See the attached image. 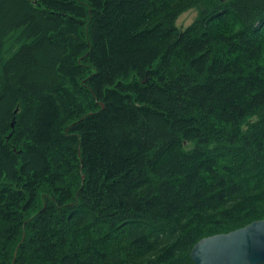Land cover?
<instances>
[{
  "label": "trees",
  "instance_id": "1",
  "mask_svg": "<svg viewBox=\"0 0 264 264\" xmlns=\"http://www.w3.org/2000/svg\"><path fill=\"white\" fill-rule=\"evenodd\" d=\"M262 219L264 0H0V264H195Z\"/></svg>",
  "mask_w": 264,
  "mask_h": 264
},
{
  "label": "water",
  "instance_id": "2",
  "mask_svg": "<svg viewBox=\"0 0 264 264\" xmlns=\"http://www.w3.org/2000/svg\"><path fill=\"white\" fill-rule=\"evenodd\" d=\"M195 264L264 263V219L199 240L191 251Z\"/></svg>",
  "mask_w": 264,
  "mask_h": 264
},
{
  "label": "rangeland",
  "instance_id": "3",
  "mask_svg": "<svg viewBox=\"0 0 264 264\" xmlns=\"http://www.w3.org/2000/svg\"><path fill=\"white\" fill-rule=\"evenodd\" d=\"M199 11L197 8H191L183 12L177 19L176 23L179 27L185 28L192 24L198 17Z\"/></svg>",
  "mask_w": 264,
  "mask_h": 264
}]
</instances>
